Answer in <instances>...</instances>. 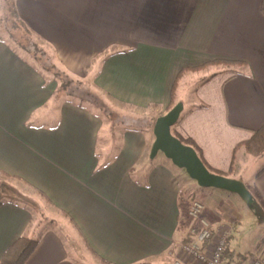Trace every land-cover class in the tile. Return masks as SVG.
<instances>
[{
	"label": "crops",
	"instance_id": "0c3cea01",
	"mask_svg": "<svg viewBox=\"0 0 264 264\" xmlns=\"http://www.w3.org/2000/svg\"><path fill=\"white\" fill-rule=\"evenodd\" d=\"M15 6L52 64L43 71L0 38V258L27 235L38 242L25 264H174V241L197 225L187 213L191 201L181 198L177 166L149 156L152 129H112L60 90L55 69L69 80L90 76L116 109L127 106L120 112L157 118L167 112L182 68L215 58L244 60L235 69L210 64L184 72L174 129L194 141L212 168L225 171L234 157L230 177L247 176L244 185L264 207V164L249 167L252 156L238 146L264 122L261 0H15ZM204 71L188 99L197 105L187 109L178 98L181 85ZM21 185L66 221L46 211L40 218ZM202 188L201 215L213 240L234 220L226 242L232 264L264 261V231L245 245L232 242L242 198ZM19 192L22 199L12 197Z\"/></svg>",
	"mask_w": 264,
	"mask_h": 264
},
{
	"label": "trees",
	"instance_id": "16d2710c",
	"mask_svg": "<svg viewBox=\"0 0 264 264\" xmlns=\"http://www.w3.org/2000/svg\"><path fill=\"white\" fill-rule=\"evenodd\" d=\"M0 6H1L0 7V21L1 22L2 21H4V22L13 21V23H14L15 19H16L18 25L26 31V35H28V37H32V36L37 37L38 36L36 34V32L34 30H32L19 17L17 10H16V6H15V0H8V1L7 0H0ZM8 10H10V11H8ZM261 12L264 15V0H261ZM9 17H12L13 20H10ZM0 38H2V36H0ZM7 43H9L14 49H16L15 45L11 44V42L7 41ZM31 58L33 59V61H36L35 57H31ZM210 64H222V65L224 64L228 68L235 69L238 66L245 65L246 62L244 60H240V59L215 58L213 60L207 61V62L202 63L200 65L186 66V67L182 68L177 73V76H176V78L172 84L170 102H169L168 106L166 107V111L171 109L177 102H179L176 99L175 92H176L179 81H180L182 75L184 74V72H186V71H198L202 68L209 66ZM46 70H49V68ZM52 72L54 73L55 77L57 78V80L60 83V90H63L66 93V95H69L70 98H72V101H76V103H78L79 105H84L88 109L93 110L98 116H100L102 118V120H104V122H106V123L109 122L110 127L112 129H114L115 127L121 126L124 129H134V130H144V131L149 130V131H151L152 125L156 119V116H151L148 113L146 114V113H142V112L140 114H138V112H135V113L133 112L132 114H128L127 116L120 115L119 110H123L122 107H127V106L120 104L122 107L117 108V109H119V110H117L116 107L114 106V104H115L114 100L111 99L106 92L102 91L100 88L93 85L90 76L86 78L89 80H87L85 82H81V80H76V81H74L73 79L69 80L68 76L64 75L62 72H58L56 69H55V71L53 70ZM71 82H77L76 85L79 84L78 85L79 88L82 86H86L87 89L84 88L85 89L84 91H86V94H87V96L89 95V97L94 95L95 97L101 96L102 99L104 98L106 100L105 103H107L108 106L110 107L109 111H111L113 114H115L114 117L110 118L109 115L107 117V115H106L107 113L103 112V111H106V109L104 107V106H106L105 104L103 105L100 103V105H102L104 107L103 110L101 111L102 106L95 105L94 103H88L87 100H89L90 98L87 99V97L79 96L77 94H70V92H68L67 84H69ZM62 83H63V85H62ZM65 83H66V85H65ZM99 108H100V110H99ZM117 118H118V120H117ZM119 118H120V120H119ZM179 118H180V116H179ZM170 131L174 136H176L178 139H180V141L182 143L190 145V146L194 147V149H196L194 141L191 138H183L182 136H180L175 131L174 125L171 127ZM238 146H243L246 153L252 157H257V156L261 155L264 152V122L261 124V126L258 129L254 130L251 137L239 142ZM197 154L199 155V157L203 161V163L206 165V167L214 173L230 177L231 173L234 172V169H235L234 157L231 160L229 168L225 171H222V170H218V169H215V168L208 166L205 163V161L201 158L200 154L199 153H197ZM0 203H1V200H0ZM37 242H38L37 239H35L33 237H30L27 235L19 236L16 240H14L4 250V252L2 253L1 258H0V264H25L26 260L29 258V256L33 252L34 248L36 247ZM229 254H230V252L227 251V246L225 245L224 250H223V254H222L221 264H232V262L228 259L231 257ZM239 255H242L243 257H245V253L239 254ZM240 261L238 262L239 264H240ZM101 262L103 264H109L108 262H105L103 260H101ZM134 264H150V263L149 262H137Z\"/></svg>",
	"mask_w": 264,
	"mask_h": 264
},
{
	"label": "rangeland",
	"instance_id": "374dc122",
	"mask_svg": "<svg viewBox=\"0 0 264 264\" xmlns=\"http://www.w3.org/2000/svg\"><path fill=\"white\" fill-rule=\"evenodd\" d=\"M8 11H10V10H8ZM9 19L13 20L12 17H9ZM0 36H2V38L6 39L7 41L11 42V44L15 45L16 49L21 51L24 55H26L30 58L35 57V60H36L35 62L38 63V66L43 71H48L46 69L50 68V64H52V63L50 62V59L47 58V56L45 54L46 48H45V45L42 44L43 41L38 37H33V36L28 37V35H26V31L18 25L16 19H15L14 23H13V21H8V22H4V21L1 22L0 21ZM207 73H208V71H204L203 73H201L200 75L195 77V79L193 80V82L191 84H186V81H184L182 83L181 91L178 95V98H179V100L185 102L187 109L188 108L192 109L193 107H195L197 105L196 101H192L190 99V102H189L188 99H189L190 95H192V92L194 91L198 82L202 79L203 75H205ZM87 80H89V79L84 78L81 80V82H85ZM76 83L77 82H71V83L67 84L68 92H70V94H77L79 96L87 97V99L90 98L89 100H87L88 103H94L95 105H98V106H102V105H100V103L103 105L105 104L107 107L104 106L106 111H103V112L107 113L106 114L107 117H108V115L110 116V118L114 117L115 114H113L111 111H109L110 107L108 106L107 103H105L106 100L104 98L102 99L101 96L95 97L94 95H92L91 97H89V95L87 96L86 91H84L85 90L84 88L87 89V87L82 86L79 88V86H78L79 84L76 85ZM62 85H63V83H62ZM65 85H66V83H65ZM104 107L103 106L101 107V111L103 110ZM99 110H100V108H99ZM132 113L133 112H120V115L127 116L128 114H132ZM149 115L152 116V113H150ZM117 120H118V118H117ZM119 120H120V118H119ZM108 124H110V123L108 122ZM149 156L154 158L155 159L154 161L165 160V161L171 163V160L169 158H167L162 151H158L154 155H151V149H150L149 150ZM250 160L251 161H250L249 167L259 169L264 164V152L257 157H250ZM171 164H173V163H171ZM173 166H176V165H173ZM174 168L177 172H180L181 176H182L181 177V198L183 199L184 204L188 203L189 200L190 201L199 200L201 202L202 201L205 202L206 196L203 193H201L205 189H203L202 186H200L195 179L190 177L184 168H181L178 166L174 167ZM236 177H237L236 180L240 179L238 181H240L241 183H243V184L248 183V179H247L248 177L247 176H245L243 174H238ZM2 180L3 179L0 175V183H2ZM20 187H21V189H23V191L27 192V194H28L27 196L25 195L27 197L26 202L29 203L28 205H30L32 207V209H34V211H38L39 217L42 218L43 214H41V213H44L46 211L45 210L46 205L41 203L42 199H40V197L35 192H32V190H30L28 187L22 186V185ZM186 188H188V189H186ZM249 189L251 190L250 187H249ZM22 196H23V194L21 192H19L18 194H12V197H15L18 199H21ZM2 197L3 196L0 195V198H2ZM32 199L35 201H32ZM238 200H239L240 204L237 207H235V209H236V213L239 217L240 223H239V226L237 227V229L233 232L232 242L233 243L238 242L242 245H245V243L251 241V239L254 236H256V235L260 234L262 231H264V207H262L259 203L255 202L254 200H253L252 204L246 203L243 199H238ZM207 203L209 204V202H207ZM45 213L51 217L53 216L56 221L57 220L66 221L64 218L60 217L59 215H56L52 209H49V210L47 209V211Z\"/></svg>",
	"mask_w": 264,
	"mask_h": 264
},
{
	"label": "water",
	"instance_id": "95a60500",
	"mask_svg": "<svg viewBox=\"0 0 264 264\" xmlns=\"http://www.w3.org/2000/svg\"><path fill=\"white\" fill-rule=\"evenodd\" d=\"M182 108L183 104L177 102L171 109L155 119L152 127L154 140L151 145V155L162 151L176 166L184 168L200 186L217 187L235 192L246 203L252 204V195L243 183L210 171L194 147L182 143L171 133V126L178 120Z\"/></svg>",
	"mask_w": 264,
	"mask_h": 264
},
{
	"label": "built area",
	"instance_id": "2783aa9c",
	"mask_svg": "<svg viewBox=\"0 0 264 264\" xmlns=\"http://www.w3.org/2000/svg\"><path fill=\"white\" fill-rule=\"evenodd\" d=\"M204 205L199 200H192L187 210L188 215L196 220L187 234V238H180L174 241L173 258L174 264H186L184 257L194 264H221L222 254L227 239L234 225V220L230 219L223 225L213 240V230L210 223L201 212ZM264 247V236L261 238ZM258 257H255L251 264H263Z\"/></svg>",
	"mask_w": 264,
	"mask_h": 264
}]
</instances>
